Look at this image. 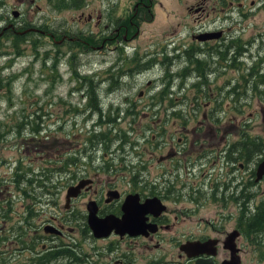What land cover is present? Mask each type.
Returning <instances> with one entry per match:
<instances>
[{
	"label": "rangeland",
	"instance_id": "374dc122",
	"mask_svg": "<svg viewBox=\"0 0 264 264\" xmlns=\"http://www.w3.org/2000/svg\"><path fill=\"white\" fill-rule=\"evenodd\" d=\"M93 1L105 13L104 22L108 21L114 26L128 15L137 21L140 17H145L144 6L139 5L138 10H135L136 0ZM158 1L162 3L161 6ZM192 1L194 0H151V9L154 10L152 20L142 22L135 35L132 31V35L127 34V37H131L122 40L121 33L116 35L114 31L98 30V27L93 25L94 29L88 25L89 21L85 17L86 11L93 8L90 0H0V177L12 178L17 163L16 156L19 155L24 161H28V156L33 157L32 160L37 164L41 163L42 155H48V161L59 158L58 162L73 159L77 155L79 158V166L72 163L69 164V170L60 173L54 171L51 174L48 183L51 185V193L48 196L39 193L42 200L38 205L43 207L45 214L33 216L28 223L29 228L26 225V236L31 228L40 225L42 218L49 217V212L55 216L63 213L66 188L80 178L99 176L105 181L116 182L119 188H125L130 186L126 179H138L139 171L146 169L152 180L150 185L155 183L160 187L170 182L174 173L168 174L166 166L173 160H155L162 152L156 147L153 148V156L147 150L142 152L143 147H153L150 143H154L156 139L152 138L153 142L148 140L140 147L143 140L153 133L158 135V147L163 142L160 138L174 129V121L171 124L174 117L172 112L170 115L166 112L168 119L163 120V110L149 108L153 105L152 108L156 109L160 107L159 103L164 106L162 98L170 97L171 93L173 97H177L178 104L183 101L186 104L188 101L194 102L192 106L196 109L197 118L210 125L212 123L213 131L210 130V134L217 131L220 135L234 138L235 133L225 131L223 121L217 120L222 105L225 103L229 106L234 101L237 104L236 110L243 109L244 120L254 122L241 127L244 138L258 134L264 137V0H255L253 5L247 3L245 6L248 15L240 24L245 28L250 27L241 33V40L252 39V42L241 61L231 64L225 75L221 73L217 79L214 74L208 76L206 82L211 89L217 83L226 82V77L243 75V79H238L237 85L245 90H240L237 96H224V102L218 101L220 105L213 101L214 96L205 95L209 90L197 94V88L191 87L192 68L186 53L180 51L167 56L163 51L167 46L187 44L186 33L183 32L182 36L174 34L188 24L189 11L186 6ZM13 9L19 11L18 16L13 15ZM81 10H84L82 17L79 15ZM34 26L39 30H31L28 35L17 34V30L32 29ZM64 34L73 39L61 40ZM98 45L102 46L95 47ZM215 66L212 63L209 67ZM253 83L255 89L251 87ZM161 91L163 94L157 102V97L152 96ZM192 94H197L194 99ZM212 104L216 110L210 112ZM95 105H101V111L95 110ZM179 110L180 108L177 111ZM232 111L228 107L221 112V115H225L224 121L233 116ZM153 112H156V119H160L154 122L160 124L147 128V124L153 119ZM251 112L253 116H250ZM162 124L165 125L163 132L160 131ZM226 125L229 128L230 122ZM92 133L96 134L93 141L89 140ZM197 133L198 131L195 132ZM132 138L136 139L134 145L130 143ZM84 146H87L86 152ZM165 150L162 159L171 157L164 154ZM121 155H125L127 164ZM259 155L262 157V154ZM146 157L152 159L147 160ZM185 164L183 160L178 166L181 172L179 176L180 179L187 176L189 186L181 189L184 201L179 199V203L194 205V210L190 213L195 220L193 225H197L196 221L200 217L216 216L219 211L224 213L226 228H232L237 219L231 193L223 195L217 181L219 178L209 177L206 168L196 167L193 174L185 175ZM39 169V166L34 167V171ZM19 173H23L22 170ZM115 173H118L116 180L112 177L117 175ZM241 173L243 180L249 177L246 169H242ZM36 178L40 179L38 176L32 177L34 180ZM98 184L96 179L95 185ZM32 186L31 184L29 188ZM9 188L14 189L12 184ZM241 190L239 202L243 203L242 227L245 228L243 217L254 211L247 203H264V182H255L251 188L243 186ZM9 192L12 203L22 201L16 189ZM189 193L193 195V199L189 197ZM250 193L248 200L247 194ZM86 196L87 193H84L75 200L78 208L85 212ZM0 199L4 203L5 194L0 195ZM2 203L0 204L3 205ZM7 206L6 210L10 213L4 215L2 207L0 214V236L4 233L17 234L22 223L16 216L19 204ZM245 207L249 208L248 211ZM70 222L75 224V220ZM190 227V224H178L181 230ZM250 234L255 237L254 232ZM15 237L11 234L5 240L7 244L2 246L4 250L10 251L9 255L13 254L8 264H85L81 262L83 254L80 249L84 247L85 251L94 252L97 243L101 244L98 248L104 264L106 257L113 258L124 251L133 263L145 264L150 259L158 261L163 258V248L152 250L133 240L113 242V251L109 254V250L102 249L107 248L110 243L108 239L94 242L80 238L74 241L71 236L67 239L71 240L72 248L61 252L59 246L54 248L48 245L43 248L41 242L36 246L40 250L16 249L21 244ZM27 240L29 241L28 237ZM81 241L84 242L82 247ZM244 241V262L264 264V259L260 257L261 245L252 244L253 239L249 238L248 241V237ZM1 244L0 240V248ZM52 251L57 253L49 257L53 254L50 253ZM42 254L46 259L38 261L37 257ZM152 254L154 256H148ZM68 255L72 256L71 262L67 259Z\"/></svg>",
	"mask_w": 264,
	"mask_h": 264
},
{
	"label": "flooded vegetation",
	"instance_id": "af4514ba",
	"mask_svg": "<svg viewBox=\"0 0 264 264\" xmlns=\"http://www.w3.org/2000/svg\"><path fill=\"white\" fill-rule=\"evenodd\" d=\"M90 1L92 2L93 8L86 11L85 17L86 20L89 21L88 25L91 27H98V30L114 31L116 35H120L121 33L122 40H127L128 37H131H127V34L132 35V31L135 35V32L137 33L140 30L142 22L151 21L154 16V10L151 9V5L153 4L151 0H136L134 2L136 6L135 10H138L139 5L144 6L143 10H145V17H140L137 21L135 18H131V16L129 17L128 15L127 17H123L118 25L114 26L108 21L104 22L105 19L103 16L105 13L101 11L99 6L94 5L95 3H93V0ZM254 2L255 0H194L187 4L186 7L189 11L187 13L189 17L188 24H186L183 29L181 28V31H176L174 34L175 36H182L183 32L186 33L187 37H185L188 38L187 44L167 46L166 49L168 52L166 49L163 51L167 56L174 55L180 51L186 53V57L188 61L191 62L192 68L193 81L191 87L194 86L197 88L195 91L197 94L204 93L207 89L209 92L205 95H212L214 98L217 97L215 102L219 100L224 102V96L228 94L237 96L240 90H245L244 88H239L237 85L238 79H243V75L241 77L237 75L233 77V74L226 77V82L217 83L211 89L208 88V83L206 81L210 74H214L215 79H217L221 73L225 75L228 70L227 67H230L234 62L241 61L242 55L249 49L252 39L248 41L241 40V33L246 31L250 26L245 28L243 24L240 23L245 21L248 15L245 7L246 4L249 3L253 5ZM158 5L161 6L162 3L158 1ZM83 11L84 10L80 11L79 15L81 17L84 16ZM14 16L18 15L14 14ZM95 27L94 29H96ZM32 29L37 28L34 26ZM24 31H26V29L17 30V32ZM64 38L69 40L73 39L67 34H64L61 40L64 41ZM101 46L102 45H98L95 47L98 48ZM212 63L216 66L210 68L209 66ZM218 69L220 71H218ZM247 74L248 73H246V75ZM198 84L200 88H198ZM251 87L254 89L256 88L254 83ZM162 94V91L158 92L156 95L152 96V98L157 97L156 101L158 102ZM197 94H192V98L194 99ZM177 101V97H173L171 93L170 97L165 99L162 98L161 102H164L165 105L161 106L159 103L160 107L154 110L170 111L177 115L179 112L177 110L180 108L181 111L185 110L187 120L184 122L174 120V129L169 131L168 135H164L160 138V141L163 142L159 143L158 147V135L156 133L144 139L140 147L142 148L144 142L148 140L153 142L152 138L156 139L154 143H150L153 147H143L142 152L147 150L150 156H153V148L156 147L162 152L155 160L159 162L168 159L173 160L166 166L169 170L168 174L174 173V178L170 182L160 187L156 186L155 183L150 185L149 182L152 180L147 174L146 169L139 171L138 179H136V177H133V179H126L130 186H126L125 188H119L116 182L105 181V179L99 176L95 178L88 176L86 177V179H88L87 183L80 188L78 194L71 197L68 201L65 200L63 213H61L60 216H55L53 213L49 212V217L42 218L38 227L31 228L27 236L25 235L26 238L28 237L31 243L41 242L43 248L48 245L54 248L59 246L61 252L67 251L68 249L66 248H72L71 240L67 239L71 236L74 238V241L80 238L84 241L91 239L94 242L108 239L110 243L107 245V248L103 247L102 249L109 250V254L113 251V247H111L113 242H121L122 240L137 241L138 243L140 242L141 245L152 250L154 248L158 250L163 248V258L158 261H156L157 259H150L146 261L145 264H246L242 258V253L246 246L244 238L248 237V241L249 238H252L253 242L251 243L257 245L259 244V237L262 236V234L259 235L256 233L258 235L254 237L250 233H247L245 228L242 227L243 203H240L239 200L241 198V189H243V186L245 188H251L254 186L255 182L257 184L259 182H264V172L261 171V169H264V137L258 134L247 136L249 137L248 139L244 138L242 135L243 131L241 133V127L243 125H250L254 122L244 120L242 114L243 109L236 110L237 104L234 101L229 106H226L224 103L221 110V112H224L228 107H231L233 109L232 117L224 121L225 115L223 113L221 115V112L217 114V120L223 121L222 127L224 130L230 131L231 134L233 132L235 133L233 136L234 138L225 137L223 134L220 135L217 131L210 134V130L213 131V125L212 123L210 125L209 122L197 118L196 109L192 106L194 102L186 101V104L183 101L182 104H178ZM152 106L149 108L153 109ZM213 106L214 104H212L210 112L216 110ZM207 112L209 113L208 110ZM207 115L209 116V114ZM253 115L254 114L251 112L250 116ZM227 122H230L229 128L226 125ZM154 124L160 123L155 122ZM147 128H149L148 125ZM196 131H198L197 134H195ZM166 146L168 147L165 150ZM164 150V154L171 157L162 159ZM254 153L256 155L253 156ZM259 153L262 154V157H260ZM16 157L22 159L20 155ZM47 157L48 155H42L40 159L43 163L39 165L45 167L47 165ZM121 157H124L126 161L125 155H121ZM27 158L31 157L28 156ZM148 158L149 157H146L147 160L152 159ZM183 160L186 162L185 175L193 174L196 167L206 168L209 177L219 178V180H217L219 184H217L221 187L220 192L223 195L231 193L230 197L234 201L233 204L236 210L235 217L237 219L235 222L236 224L232 228H226L225 221L223 220L224 213L222 214L219 211L216 216L209 218L200 217L196 221L197 225H193L195 220H193V216H191L190 213L193 212L194 205L179 203V199L184 201L181 189L188 185L187 176L185 179H180L179 176L181 172L178 166L180 167ZM127 163L128 161L125 162V164ZM22 165L23 164L18 167L19 170H22ZM242 169H246L249 174L246 180H243L241 173ZM259 171L262 173L260 176ZM115 174L117 175L112 177L116 180L118 179V173ZM96 179L99 183L98 185H95ZM234 192L235 195L233 196L232 194ZM84 193H87V199L84 200L86 203V212L80 207L78 208L75 202V200ZM128 194H133L131 197L135 198V200L126 203H132L134 206H141L139 204H143L142 207L144 212L141 216V226L130 230L112 227L107 234L95 235L87 219L88 206L93 205L96 208V215L98 217H104L108 214L121 217L123 213L122 205ZM247 196L249 200L251 193L247 194ZM152 197H154V199L146 200ZM189 197L193 199L191 193H189ZM92 201H94V203H89ZM17 204H19L16 212L17 219L24 222L32 220L33 200L30 199L29 203ZM247 204L251 208H254V211L256 207L259 206L254 203ZM248 209V207H245L246 211H248ZM1 213L2 205L0 204V214ZM43 214H45V212ZM250 214L251 212L243 217L244 221L248 222L251 220ZM72 220H75L74 225L70 224ZM180 223H183V225L190 224L191 227L187 230H181L178 228V224ZM27 227L29 228V226ZM19 228H22V226ZM56 228H58V230ZM137 229L141 230L139 232H131ZM83 245L84 242L81 241L80 247ZM100 245L101 244L97 243V245L94 246V252L91 253L85 251L84 247L80 249L83 254L81 262L85 264H104L99 253L98 247ZM148 256L151 257L154 256V254ZM67 259L71 262L72 256L68 255ZM92 260L94 261L92 262ZM104 262L105 264H143L141 262L133 263V260L126 251L117 254L116 257L113 258L108 256Z\"/></svg>",
	"mask_w": 264,
	"mask_h": 264
},
{
	"label": "trees",
	"instance_id": "16d2710c",
	"mask_svg": "<svg viewBox=\"0 0 264 264\" xmlns=\"http://www.w3.org/2000/svg\"><path fill=\"white\" fill-rule=\"evenodd\" d=\"M31 30H35V29H29L28 31H25L23 33L28 35V33ZM38 30L39 29H37V31ZM23 33L18 32L17 34H23ZM18 37H20V36H18ZM257 83L259 84L260 81H258ZM215 100H217V97H215L213 99V101H215ZM216 103L218 104L217 101H216ZM99 106L101 107V105H95L94 106V109L97 110L98 112L101 111V108ZM156 111H159V110H156ZM166 112H169V115L171 114L170 111H164L163 120L168 119L166 117ZM153 113H154V116L151 117L153 119H151L150 122L147 124L148 127L151 125L155 126L154 121L160 120V119H156L157 118V117H155L156 112H153ZM153 113H152V115H153ZM172 115L174 117L171 119V123L176 119L179 121H183V122L187 120V116L185 115V113L184 114L181 113V111H179L177 115H175V113H172ZM177 116H178V118H177ZM175 117H176V119H175ZM164 130H165V125L162 124L160 131L163 132ZM91 135H93V136H91L90 137L91 139H89V140L93 141V137L96 134L92 133ZM135 141H136V139L132 138L130 140V143L132 145H134ZM85 147H87V146H84V151L86 152ZM27 159H28V161H26V160L24 161V158H22V159L17 158L16 159L17 163L15 165L11 179H6L4 176L0 177V191H1V194H5V196H6L4 203H2L3 199H1V201H2L1 203L3 204L2 207L4 208V215L10 213L9 210H6V207H8L7 206L8 204H11V207H12V204H17V203H12V196L10 195V192H9V191H13L16 189L19 196L22 199L21 202L29 203L30 199L33 200L34 205L32 207L33 212L31 213V215L32 216H41V214H43V207L38 205V203H40L42 200V196L40 194L48 196L47 194L51 193V191H49V188L51 187V185H48V183L51 179V176H52L51 174H53L54 171L56 173H60L63 170H65V171L69 170L70 169L69 164H72V163L78 164V162H79V158L77 155L73 159L64 160V162H66V163L58 162L59 159L58 160L54 159V160H49V161L47 160L46 162H48V166L46 165L44 167L42 165L37 164L35 162V160H32L33 157L27 158ZM42 163H43V161L41 160L40 164H42ZM21 164H23L22 165V172L23 173H19L20 170L18 169V167H20ZM36 166H39L40 169L37 171H34V167H36ZM34 176H38V177H40V179H37V178L35 180L32 179V177H34ZM34 181H36V183ZM10 184L13 185L14 189L9 188ZM31 184L33 186L31 188H29V186ZM250 217H251L250 221H248V222L245 221V230L248 233L254 232L255 237L257 236L256 233H258L259 235L262 234L263 237L262 236L259 237L260 238L259 244L261 245L260 257L264 259V203L257 206L255 211L250 215ZM24 219H26V218H24ZM21 222L22 223L19 225V227L22 226V228H20V229L18 228L17 234H15L14 232L11 233L12 235L16 236L15 237L16 240L19 239L18 242L21 244L20 247H17V248L15 247V248L16 249L19 248L20 250L26 249V248H28L29 250H34V251L40 250L39 248L36 247L39 242L31 243L30 241L27 240V238L25 236L26 235L25 234L26 225L28 226V223H30L31 220L29 222H24V221H21ZM11 234L4 233V234H1V236H0V240L2 242L1 248H0V264H8L10 261V256H13V254L9 255L10 251L8 249L4 250L2 247L3 245L7 244L5 242V240L8 239ZM53 252L54 251H52L50 253H53ZM56 253H57V251H55V253L49 255V257L54 256ZM44 255H46V254H44ZM37 259L39 261V260H44L46 258L42 254L41 256L37 257Z\"/></svg>",
	"mask_w": 264,
	"mask_h": 264
},
{
	"label": "water",
	"instance_id": "95a60500",
	"mask_svg": "<svg viewBox=\"0 0 264 264\" xmlns=\"http://www.w3.org/2000/svg\"><path fill=\"white\" fill-rule=\"evenodd\" d=\"M264 172V169H261ZM259 171V176L262 174ZM88 179H80L77 184L70 185L67 189L66 200L68 201L71 196H76L80 190V188L84 185V183ZM133 194H128L125 198V201L122 205L123 213L121 217L114 216L112 214H108L104 217H98L96 215V208L93 205L88 206V223L93 228L95 235H103L107 234L112 227H119L122 229H134L141 226V216L144 212L143 204H139L141 206H134L132 203H126L128 201H133L135 198L131 197ZM154 199L147 198L146 200ZM94 203V201L89 202ZM58 230V228H56ZM141 229H137L131 232H139Z\"/></svg>",
	"mask_w": 264,
	"mask_h": 264
}]
</instances>
